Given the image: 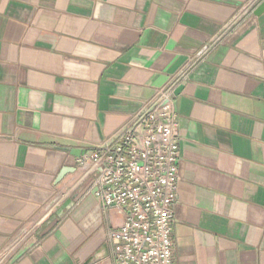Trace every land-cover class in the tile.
<instances>
[{
	"label": "crops",
	"instance_id": "0c3cea01",
	"mask_svg": "<svg viewBox=\"0 0 264 264\" xmlns=\"http://www.w3.org/2000/svg\"><path fill=\"white\" fill-rule=\"evenodd\" d=\"M263 4L0 0V264H109L123 214L88 191L72 153L206 44L174 91L173 264H264Z\"/></svg>",
	"mask_w": 264,
	"mask_h": 264
},
{
	"label": "built area",
	"instance_id": "2783aa9c",
	"mask_svg": "<svg viewBox=\"0 0 264 264\" xmlns=\"http://www.w3.org/2000/svg\"><path fill=\"white\" fill-rule=\"evenodd\" d=\"M211 44L191 54L183 66L128 114L106 140L76 158L104 209L123 214L106 233L109 264H173L172 224L179 164L174 91Z\"/></svg>",
	"mask_w": 264,
	"mask_h": 264
},
{
	"label": "water",
	"instance_id": "95a60500",
	"mask_svg": "<svg viewBox=\"0 0 264 264\" xmlns=\"http://www.w3.org/2000/svg\"><path fill=\"white\" fill-rule=\"evenodd\" d=\"M264 7V4H263V6L261 7V8H258L259 10H261L262 8ZM84 152L82 151V150H77V151H75V152H73L72 154L75 156V157H79L80 155H82ZM71 170H74V168H71ZM67 170H66V168H63L62 170H61V172H60V174L58 175V179H60L64 174H65V172H66ZM72 203H73V200H72V198H67L60 206H59V208L56 210V212H55V214L56 215H58V216H60L63 212H64V210L66 209V208H69L71 205H72Z\"/></svg>",
	"mask_w": 264,
	"mask_h": 264
}]
</instances>
